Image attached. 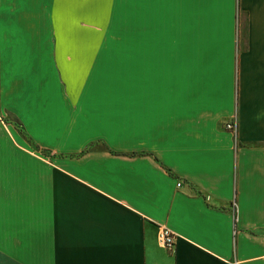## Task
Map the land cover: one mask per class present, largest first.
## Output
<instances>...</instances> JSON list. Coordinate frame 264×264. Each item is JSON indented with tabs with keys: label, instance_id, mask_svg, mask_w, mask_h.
I'll list each match as a JSON object with an SVG mask.
<instances>
[{
	"label": "crops",
	"instance_id": "1",
	"mask_svg": "<svg viewBox=\"0 0 264 264\" xmlns=\"http://www.w3.org/2000/svg\"><path fill=\"white\" fill-rule=\"evenodd\" d=\"M0 264H264V0H0Z\"/></svg>",
	"mask_w": 264,
	"mask_h": 264
},
{
	"label": "built area",
	"instance_id": "2",
	"mask_svg": "<svg viewBox=\"0 0 264 264\" xmlns=\"http://www.w3.org/2000/svg\"><path fill=\"white\" fill-rule=\"evenodd\" d=\"M224 128L230 131L232 134L235 133L236 125L234 120H229L224 123ZM159 241L160 244L166 248L171 249L173 245V234L166 227H160L159 229Z\"/></svg>",
	"mask_w": 264,
	"mask_h": 264
},
{
	"label": "rangeland",
	"instance_id": "3",
	"mask_svg": "<svg viewBox=\"0 0 264 264\" xmlns=\"http://www.w3.org/2000/svg\"><path fill=\"white\" fill-rule=\"evenodd\" d=\"M123 19H125V18H123ZM129 20H130V18H128V22L127 23H123L124 26H120V27L115 26V27H112L111 28V31H108V33H107V39L108 40L120 39V35L121 36H125L126 35V37L130 38L129 37V35H130L129 34L130 33L129 30L127 31L128 33H126V34L121 32L127 26L129 27V25H130ZM95 145H98L99 146V144H95Z\"/></svg>",
	"mask_w": 264,
	"mask_h": 264
}]
</instances>
